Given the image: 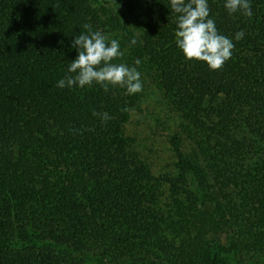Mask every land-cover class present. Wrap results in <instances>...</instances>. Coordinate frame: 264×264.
Here are the masks:
<instances>
[{
    "label": "trees",
    "instance_id": "16d2710c",
    "mask_svg": "<svg viewBox=\"0 0 264 264\" xmlns=\"http://www.w3.org/2000/svg\"><path fill=\"white\" fill-rule=\"evenodd\" d=\"M167 4L0 0V264H264V0L251 19L208 0L245 32L216 71L184 59ZM84 23L141 61L142 92L55 87ZM154 89L167 158L129 130Z\"/></svg>",
    "mask_w": 264,
    "mask_h": 264
},
{
    "label": "clouds",
    "instance_id": "9594fccd",
    "mask_svg": "<svg viewBox=\"0 0 264 264\" xmlns=\"http://www.w3.org/2000/svg\"><path fill=\"white\" fill-rule=\"evenodd\" d=\"M223 7L229 15L239 13L249 19L253 16L252 0H223ZM167 8L174 15V42L184 59L204 62L210 71L222 68L232 56L233 41L239 42L245 36L243 29L231 38L219 33L210 16L208 0H168ZM82 27L70 45L77 54L55 87L72 90L98 85L105 93L119 87L129 96L142 92V74L138 70L141 61L134 60L133 66L114 63L124 55L120 41L109 39L99 29L94 31L88 23ZM136 44L134 36L128 46ZM92 115L99 117L101 124L111 119L107 112L93 110Z\"/></svg>",
    "mask_w": 264,
    "mask_h": 264
},
{
    "label": "rangeland",
    "instance_id": "374dc122",
    "mask_svg": "<svg viewBox=\"0 0 264 264\" xmlns=\"http://www.w3.org/2000/svg\"><path fill=\"white\" fill-rule=\"evenodd\" d=\"M151 98L143 105L142 111L136 112L132 115L131 124L129 130L135 131L138 137L147 139L146 154L156 156L160 150L162 158H167L165 144L163 142L164 135L168 133L166 126L160 125L157 120L161 123L166 122L168 119L164 111L162 104L160 103V96L158 90L154 89ZM149 151H152L149 153ZM159 154V153H158ZM162 164V162H160Z\"/></svg>",
    "mask_w": 264,
    "mask_h": 264
}]
</instances>
